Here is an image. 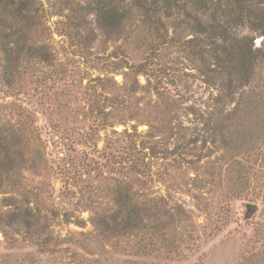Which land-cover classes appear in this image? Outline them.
<instances>
[{
  "label": "rangeland",
  "instance_id": "1",
  "mask_svg": "<svg viewBox=\"0 0 264 264\" xmlns=\"http://www.w3.org/2000/svg\"><path fill=\"white\" fill-rule=\"evenodd\" d=\"M34 3L32 32L52 57L23 63L9 85L0 54V135L18 152L12 177L55 240L42 252L24 230L0 231V264H264V103L253 111L259 142L242 155L231 143L251 125L245 99L264 101V65L244 86L208 73L189 32L162 44L141 17L111 39L89 0ZM66 16L91 36L86 51L64 32ZM118 183L187 216L151 239L100 240L93 219ZM83 239L84 250L70 243Z\"/></svg>",
  "mask_w": 264,
  "mask_h": 264
},
{
  "label": "trees",
  "instance_id": "2",
  "mask_svg": "<svg viewBox=\"0 0 264 264\" xmlns=\"http://www.w3.org/2000/svg\"><path fill=\"white\" fill-rule=\"evenodd\" d=\"M34 4V0H0L2 77L9 85L19 76L23 63L33 59L48 62L52 57L47 44H40L43 39H37L32 32L33 20L38 14ZM84 8L95 14L98 27L111 39L121 37L128 25L141 17L162 44L174 40L181 43L185 39L184 34L189 32L193 37L185 42L188 48L200 57L205 70L217 78L228 74L235 77V82L240 81L247 86L256 79L258 69L264 65V0H89ZM66 19L64 32L75 42L77 40V47L86 51L91 36L84 35L72 17L66 16ZM240 28H247L249 34L240 37ZM170 30L174 37H170ZM255 36L263 37L261 47L256 46ZM143 68L144 65L130 66L138 73L143 72ZM256 99V96H250L243 104L244 112L251 119V125H246V122L243 125L246 136L242 140L231 141L240 155L247 152V145L260 140L256 137L259 130L253 111H258L259 104L264 101ZM220 127L227 128L224 123ZM17 153L9 137L1 134L0 195L3 197L0 199V231L8 237L24 230L30 239L36 240L42 252H48L54 238L45 237L48 225L41 224L44 209L38 205L33 207L30 192L20 185L21 181L12 177ZM109 189L112 206L97 211L93 219L95 233L100 240L109 242L140 235L151 239L153 232H164L175 221L181 220L182 215L187 216L183 211L173 210L159 198L139 199L141 195L134 192L128 183H118ZM70 243L78 244L83 250L88 248L87 239ZM152 254L144 251L139 256Z\"/></svg>",
  "mask_w": 264,
  "mask_h": 264
},
{
  "label": "water",
  "instance_id": "3",
  "mask_svg": "<svg viewBox=\"0 0 264 264\" xmlns=\"http://www.w3.org/2000/svg\"><path fill=\"white\" fill-rule=\"evenodd\" d=\"M260 43V41L259 42H257V44H259ZM253 208H254V205H252V204H247V206H246V209H247V211H252L253 210Z\"/></svg>",
  "mask_w": 264,
  "mask_h": 264
}]
</instances>
